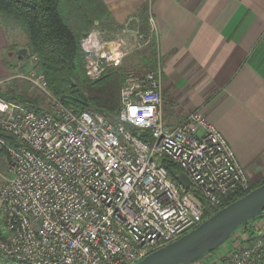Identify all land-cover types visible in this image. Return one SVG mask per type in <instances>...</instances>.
<instances>
[{
    "label": "built area",
    "instance_id": "built-area-1",
    "mask_svg": "<svg viewBox=\"0 0 264 264\" xmlns=\"http://www.w3.org/2000/svg\"><path fill=\"white\" fill-rule=\"evenodd\" d=\"M106 34L94 22L80 40L89 81L154 41L157 46L150 14L148 32L124 25ZM15 79L43 94L49 108L37 111L4 97ZM161 87L159 57L151 70L126 72L118 111L106 118L64 107L33 67L0 80V164L10 174L0 186L3 264H136L205 220L191 189L214 210L249 190L232 147L200 112L167 126ZM164 161L189 179V189L168 177ZM248 228L241 249L221 250L214 264L263 259L264 213Z\"/></svg>",
    "mask_w": 264,
    "mask_h": 264
},
{
    "label": "crops",
    "instance_id": "crops-1",
    "mask_svg": "<svg viewBox=\"0 0 264 264\" xmlns=\"http://www.w3.org/2000/svg\"><path fill=\"white\" fill-rule=\"evenodd\" d=\"M101 2L117 30L124 25L142 30L140 12L148 8L156 27L167 126L175 128L190 113L200 112L232 147L250 184L264 182V0ZM19 45L0 22V80L14 77L28 63L17 56L23 49ZM148 51L141 50L142 57ZM245 226L248 232V222Z\"/></svg>",
    "mask_w": 264,
    "mask_h": 264
},
{
    "label": "trees",
    "instance_id": "trees-1",
    "mask_svg": "<svg viewBox=\"0 0 264 264\" xmlns=\"http://www.w3.org/2000/svg\"><path fill=\"white\" fill-rule=\"evenodd\" d=\"M20 1L22 0H0V22L6 28L21 30L25 36L26 50L31 57L36 58L35 65L39 68L36 70L42 73L51 95L64 107L76 113L94 112L105 114L106 118L115 115L119 108L123 74L119 68L110 69L99 80L89 81L84 74L80 48V40L91 31L94 19L101 21L105 19L106 27L112 28L104 29L102 23L98 22L100 27L107 31L108 38L119 31L109 23L101 0H95L96 7L90 0H32L36 2L35 8L32 9L24 7ZM140 18L144 23V28L140 31L148 32L147 7L140 12ZM150 49L152 54L145 62L148 70L153 69L157 63L155 41ZM17 100L29 109H37V102L23 98ZM164 165L168 177L175 181L180 170L168 161H164ZM261 184L252 185L245 193L240 192L226 197L223 207ZM190 192L202 204L204 219L217 211L209 208L196 191L191 189ZM0 261L4 263L6 259L0 255ZM258 264H264V257Z\"/></svg>",
    "mask_w": 264,
    "mask_h": 264
},
{
    "label": "water",
    "instance_id": "water-1",
    "mask_svg": "<svg viewBox=\"0 0 264 264\" xmlns=\"http://www.w3.org/2000/svg\"><path fill=\"white\" fill-rule=\"evenodd\" d=\"M20 3L31 9L36 6L34 1L22 0ZM17 56H26V50H19ZM175 181L184 189L191 186L189 179L182 173L176 175ZM263 213L264 183L217 210L196 228L151 252L136 264H192L221 246L238 228Z\"/></svg>",
    "mask_w": 264,
    "mask_h": 264
},
{
    "label": "rangeland",
    "instance_id": "rangeland-1",
    "mask_svg": "<svg viewBox=\"0 0 264 264\" xmlns=\"http://www.w3.org/2000/svg\"><path fill=\"white\" fill-rule=\"evenodd\" d=\"M90 2L93 4V6L96 7L97 3H96L95 0H90ZM96 21L99 22L100 24L102 23V25H101V26H103L102 28H104V29H112V28H107L106 27L107 24H106L105 19L104 20L102 19V21L94 19L93 23L96 22ZM10 29L14 32L17 40L19 41V43H20L19 47L22 46L23 49H26L27 48L26 47L27 44H26L25 36L21 32V30L18 29V28H10ZM150 51H151V49H150ZM150 51H148L149 55L146 56V57H142V56H144V54L143 53L141 54V51H137V52L129 54V56L126 57L125 60L123 61L121 67H119V70L121 71V74H123V76H124V74L126 72H128V71H143L145 69L147 70L148 66H147V64L145 62H146L147 59L150 58L149 57L151 55ZM28 52L29 51L26 52V57H25L27 60L24 61V62H28V63L26 65H21V67L18 70L16 75L22 74L25 71H29L30 69H32V67L34 69L39 70L37 65H35L37 63V61L32 59L33 57H31V55H29ZM138 56H140V62L136 63V60L138 59ZM4 95H5L4 97H6L8 99L17 100L18 98H20V99L23 98V99H27V100H31V101L37 102V104H36L37 111H44V110H47L49 108V103L47 102V100L43 96V94L39 93L35 89H32L29 85H27L26 83H24V82H22L21 80H18V79L12 80L8 84L6 83L5 90H4ZM9 177H10V174H9V172L7 170L5 162H2L0 164V186L5 180L9 179ZM251 186L252 185L250 184L249 188ZM2 223H3V212L0 209V232H1V229H2ZM245 225H243V226H245ZM243 226H241V228L238 229V231H237L238 233L237 234H240V235L237 236L236 239H233L235 237H231L230 236L231 240L230 241L228 240V243L226 241V242H224L225 244H223L219 248H215V250L211 254L212 259L210 261H208L209 259H207V258H203L200 261H198L197 263L198 264H214L215 261H217L216 256H218L220 254L219 252H221V250H223V249H231L232 245H235L236 249L237 248L241 249V247H242V244H241L242 241L241 240L244 237L243 235L245 233H247L246 226H245V229H244L245 232L243 233V231H242V229H243L242 227ZM237 241H239V242L241 241V242L236 245ZM7 261L8 260H6L4 262H7ZM0 264H3V261H0Z\"/></svg>",
    "mask_w": 264,
    "mask_h": 264
}]
</instances>
